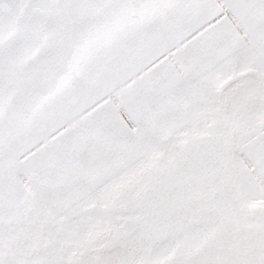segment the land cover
Segmentation results:
<instances>
[{"label":"snow or ice","instance_id":"1","mask_svg":"<svg viewBox=\"0 0 264 264\" xmlns=\"http://www.w3.org/2000/svg\"><path fill=\"white\" fill-rule=\"evenodd\" d=\"M0 264H264V0H0Z\"/></svg>","mask_w":264,"mask_h":264}]
</instances>
